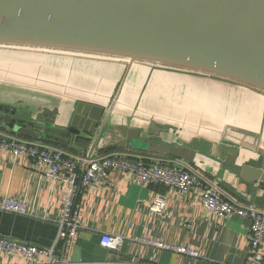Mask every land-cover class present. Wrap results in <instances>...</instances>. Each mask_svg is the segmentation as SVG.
Instances as JSON below:
<instances>
[{
	"label": "crops",
	"instance_id": "0c3cea01",
	"mask_svg": "<svg viewBox=\"0 0 264 264\" xmlns=\"http://www.w3.org/2000/svg\"><path fill=\"white\" fill-rule=\"evenodd\" d=\"M122 78L110 110L112 126L146 129L151 121L169 126L168 141L195 150L196 163H189L193 169L240 204L264 211V186L241 180L235 166L218 157L217 150L218 145L228 143L226 134L232 131L264 148V93L144 63L128 66L117 59L0 47V104L29 108L33 115L46 113L56 128L67 125L78 100L107 109ZM57 147L70 154L86 152ZM242 150L237 164L256 156L250 148ZM114 151L179 160L115 146L93 156ZM67 188L63 181L40 174L25 157L0 154V197L23 200L28 211L26 215L0 211V236L38 247L52 246ZM156 195L165 200L159 214L149 210ZM76 202L78 229L66 242L65 259L80 264H245L248 257L249 219L218 218L202 207L194 191L181 195L162 184H140L126 173L111 171L107 184L81 189ZM105 233L122 237L118 251L100 243ZM143 239L189 247L198 256L157 248ZM64 242L55 244L59 256ZM45 262L40 255L38 263ZM0 264L32 263L0 251Z\"/></svg>",
	"mask_w": 264,
	"mask_h": 264
},
{
	"label": "water",
	"instance_id": "95a60500",
	"mask_svg": "<svg viewBox=\"0 0 264 264\" xmlns=\"http://www.w3.org/2000/svg\"><path fill=\"white\" fill-rule=\"evenodd\" d=\"M0 47L144 63L264 93V0H0ZM123 78L107 109L78 100L64 127H54L41 111L33 115L29 108L0 104V129L86 149L87 157L115 146L196 163L194 149L168 141L169 126L151 121L146 129H130L108 122ZM226 136L218 157L235 166L245 183L264 186V148L243 133ZM243 148L256 156L237 164ZM63 248L58 264H80L65 259L66 242Z\"/></svg>",
	"mask_w": 264,
	"mask_h": 264
},
{
	"label": "built area",
	"instance_id": "2783aa9c",
	"mask_svg": "<svg viewBox=\"0 0 264 264\" xmlns=\"http://www.w3.org/2000/svg\"><path fill=\"white\" fill-rule=\"evenodd\" d=\"M8 153L14 157L23 156L29 165L40 174L63 181L68 185L62 196L63 210L58 220V232L55 243L48 247L0 236V251L24 257L32 264H39L38 257L43 255L45 264H58L55 244L67 242L77 232L78 204L77 195L81 189L100 188L108 183L111 171L126 173L130 179L140 184H162L185 195L191 191L197 194L202 207L220 219L233 216L249 219L246 238L248 257L245 264H262L264 259V211L253 206L240 204L234 198L223 193L218 186L204 177L198 170L181 160L167 161L160 157L145 158L122 152H108L87 157L85 152L70 154L61 148L40 140L21 137L0 129V154ZM165 200L156 195L149 205V210L162 213ZM0 211L28 214L25 201L8 196L0 197ZM145 243L157 248L172 250L177 253L198 256L195 249L171 245L161 241L145 240ZM119 235L102 234L100 243L108 249L118 251L122 246Z\"/></svg>",
	"mask_w": 264,
	"mask_h": 264
},
{
	"label": "trees",
	"instance_id": "16d2710c",
	"mask_svg": "<svg viewBox=\"0 0 264 264\" xmlns=\"http://www.w3.org/2000/svg\"><path fill=\"white\" fill-rule=\"evenodd\" d=\"M44 142V141H43ZM46 143V142H45Z\"/></svg>",
	"mask_w": 264,
	"mask_h": 264
}]
</instances>
